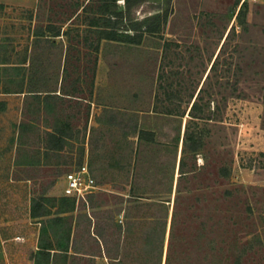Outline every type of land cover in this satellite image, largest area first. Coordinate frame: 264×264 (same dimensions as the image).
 Returning <instances> with one entry per match:
<instances>
[{
  "label": "rangeland",
  "instance_id": "obj_1",
  "mask_svg": "<svg viewBox=\"0 0 264 264\" xmlns=\"http://www.w3.org/2000/svg\"><path fill=\"white\" fill-rule=\"evenodd\" d=\"M177 189L213 228L170 264H264V0L0 4V264H158L159 200L165 264Z\"/></svg>",
  "mask_w": 264,
  "mask_h": 264
},
{
  "label": "trees",
  "instance_id": "obj_2",
  "mask_svg": "<svg viewBox=\"0 0 264 264\" xmlns=\"http://www.w3.org/2000/svg\"><path fill=\"white\" fill-rule=\"evenodd\" d=\"M125 1L129 3V0H125ZM107 21H109V23L105 25L104 29H101L100 31L102 37L105 39L116 40L117 37H116L115 27L117 21H110L109 18H107ZM56 35H60V33H56ZM126 41L131 43L138 42V40L130 36L127 37ZM179 165L181 167L182 165L181 160ZM221 175L222 176L228 175V169H226V167L222 168ZM179 192H180L179 189H177L175 192V197L172 205L170 225H169L168 238H167V250L164 259L165 264L171 263V259L175 253V251L173 250V246L175 243L177 242L182 243L179 247L177 254L185 256V258L187 257L189 258L192 255V252H194V249L198 247L199 241L201 239L209 241L208 239L209 236L207 232L209 230L211 232L213 228L212 227L213 223L210 225L207 224L208 219L198 218L200 215H197L195 212L201 210V208H198L196 209V211H194L196 207H194V205L192 204L187 207L186 210H188V212L182 213L183 218L179 219L181 215L179 210ZM196 200L198 202L199 199L196 198ZM151 205H153V207L157 209V213L155 215L145 217L142 237L145 240V242H147V247L152 248V245L155 246V249H157V253H156L157 263L161 264L162 256H163V245L166 238L167 219L170 214L169 203L166 204L165 201L159 200L152 203ZM39 215L40 214L36 209H32L31 211L32 217H36ZM135 220L136 219L133 217L132 219L129 220L128 228L131 229V225L135 223L134 222ZM191 225L194 227H192ZM210 242H213V240H211ZM211 250L214 251L213 245L210 247L209 251ZM114 258H118V257L116 256Z\"/></svg>",
  "mask_w": 264,
  "mask_h": 264
},
{
  "label": "built area",
  "instance_id": "obj_3",
  "mask_svg": "<svg viewBox=\"0 0 264 264\" xmlns=\"http://www.w3.org/2000/svg\"><path fill=\"white\" fill-rule=\"evenodd\" d=\"M98 188L89 163L83 160L63 174L62 194L67 198L79 201Z\"/></svg>",
  "mask_w": 264,
  "mask_h": 264
},
{
  "label": "crops",
  "instance_id": "obj_4",
  "mask_svg": "<svg viewBox=\"0 0 264 264\" xmlns=\"http://www.w3.org/2000/svg\"><path fill=\"white\" fill-rule=\"evenodd\" d=\"M29 1L30 0H0V4L32 7L37 2V0H33L31 3Z\"/></svg>",
  "mask_w": 264,
  "mask_h": 264
}]
</instances>
